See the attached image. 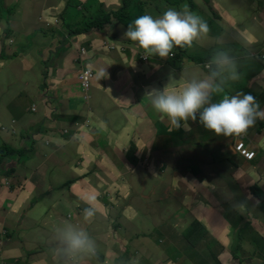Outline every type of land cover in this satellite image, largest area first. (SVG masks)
Returning a JSON list of instances; mask_svg holds the SVG:
<instances>
[{"label":"crops","instance_id":"0c3cea01","mask_svg":"<svg viewBox=\"0 0 264 264\" xmlns=\"http://www.w3.org/2000/svg\"><path fill=\"white\" fill-rule=\"evenodd\" d=\"M2 1L6 8L11 9L8 15L13 20V26H9L12 33L7 37L3 33L0 42L6 46L5 41L9 38L14 50L11 54H7L6 50L0 51V57L2 55L5 60L15 57L22 70L27 69L33 59L30 48L21 49L20 44L25 40L29 42L32 34L35 35V40H40L46 32V27L44 28L39 17L46 18L50 14L49 20H59L64 24V17L74 23L81 19L84 8L94 9L91 6L92 0ZM97 1L98 6L104 9H116L122 4V0ZM139 2L141 7L154 6L152 0ZM243 2L246 3L245 8ZM189 4L188 8L193 13L207 21L210 28L207 37L214 39V42L203 46V38L195 41L191 48L186 47L181 58L165 59L148 55L142 59L144 50L137 46V42L129 39L127 42L122 41L124 50L105 45L102 51L90 52L92 45H101L97 43L98 40L111 38L123 30L122 28L109 32L105 29L94 30L93 32H98L97 35L82 33L79 36L73 35L72 40H69L65 51L69 50L70 60L65 64L66 68H63L61 61L58 65L63 71V76H74L78 65L84 62H87L84 65L92 63L95 86L88 90L87 101H81L79 97V104L73 105L66 111L67 114L55 116L54 119L61 121H49L43 130L53 135L47 140V144L54 143L52 154H48L47 160L54 171L68 170L64 162L69 158V162L80 161L78 166L73 165L72 168L85 176L65 184L71 186L70 192L65 188L59 195L52 193L49 199L44 193H40L32 204L37 208L31 209L30 199H26L29 191H26L27 181L22 182L17 191H13L8 179L14 171L8 177H3L4 180H0V228L7 232L0 231V264H86L88 257L70 258L61 252L62 245L55 231L57 229L46 231L44 226H39L36 222L46 221L50 208L64 211L74 208L77 212L78 206L82 205L106 210V204H109L110 200L107 198L104 203L102 196L106 194L109 182H124L127 189V180H135L133 184L140 186L142 198L152 202L157 217L155 228L169 229L166 243H162L161 238L160 243L154 242L152 256L148 248L152 242L146 238L148 245L143 251L148 264L262 263L263 254L259 249L264 247V215L258 210V202L250 195L249 188L256 185L264 191V118H257L244 134L246 145L256 153L252 161H245L231 150L234 143L232 139L236 136H216L214 132L205 129L198 119L189 121L180 129L174 128L166 117H158L155 121L147 93L153 88L162 90L166 85L169 90L179 89L185 80L193 76L203 78L208 74V69L203 68L201 62L209 61L207 56L211 52L226 48L237 58L241 75L238 81L229 82L225 86L223 95L250 93L256 97L261 110H264V59L252 58L254 55H264V0H190ZM166 10L165 7L164 11ZM23 26L25 29H22ZM58 34L53 37H56L55 41L59 38ZM78 40L80 44L75 46ZM83 46L86 52L79 57V49ZM64 48L62 47L59 53L55 49V55L62 53ZM197 57L206 59L198 61ZM102 68L106 69L108 76L98 80V73ZM39 73L42 80L44 76L47 77L45 69H41ZM71 82L75 81L72 78L67 81ZM41 87H44L43 83ZM68 95L71 100L76 98L71 96V93ZM221 98L222 95L214 94L212 99L213 102H218ZM29 103L28 92L19 89L6 104L14 119L27 123L26 130L21 132L22 138L29 137L28 131L38 123L29 121L26 112ZM58 103L60 107L63 106L62 99H58ZM80 120L83 126L79 123ZM159 120L164 125L159 124ZM154 124L159 128L155 129ZM56 125L65 127L66 133L54 130ZM158 135L160 137L156 141ZM96 139H100L102 143L96 144ZM56 143L61 144L62 149V144H65V150H60ZM157 143L159 145L156 147ZM2 145H6L12 153L2 159L0 166L7 162L6 167L11 166L14 170L21 168L22 145L19 140L9 142L7 138H0V147ZM172 151L214 154L212 160L217 159L218 162L211 167L206 159L198 157L193 158L191 162L173 159L166 172V180L143 178L146 174H153L160 169ZM189 166H194L196 172L191 171L193 174H189ZM104 168L119 170V173L113 174L114 180H103L99 169ZM90 169L97 170V176L93 173L88 175ZM185 175L191 180H184ZM254 175L256 179H253ZM197 176L201 178L199 181L195 179ZM71 177H74L73 174ZM53 180L44 181V191L49 190L52 185L56 189L62 187L64 179ZM100 184L103 185L104 193L98 197L97 205L91 202V198L80 195ZM162 186H165V190ZM123 194L124 191L119 196ZM41 199L45 201L44 205L39 207ZM133 212L138 215L135 204ZM24 218L28 221L25 229L20 231L21 235H15L14 231ZM89 223L87 222L86 227ZM119 231L120 237L126 233L123 229ZM184 233H188L187 239L182 236ZM95 235L93 230L91 236ZM43 238H47L49 246H54L53 251H30L25 255L20 244L15 241L22 242L21 239H24L29 247H32L34 243L39 246L35 240ZM97 245L99 247L100 243ZM132 246H139V243ZM132 246L125 249L120 244V250H124L121 259L120 256L115 259L118 255H111L113 260L102 261L105 264H126L136 260L141 264L143 253L141 255ZM96 262L97 260L94 264ZM91 263L92 261L87 264Z\"/></svg>","mask_w":264,"mask_h":264},{"label":"rangeland","instance_id":"374dc122","mask_svg":"<svg viewBox=\"0 0 264 264\" xmlns=\"http://www.w3.org/2000/svg\"><path fill=\"white\" fill-rule=\"evenodd\" d=\"M144 1L148 2L149 0ZM168 1L169 3H166L165 0H152L154 6H149V8L141 7L139 11H146V9L151 11L156 9L160 10L164 6L167 9L175 8L176 10H182L184 6H187L188 4V0ZM243 3L245 8L246 3ZM175 4H179L177 8L174 7ZM91 6L94 9L95 7H101L98 6L97 0H92ZM29 13L33 15L30 11ZM161 15L162 14H157L153 17H159ZM7 16L9 20L0 19V37L2 36L4 30L7 28V25L13 26V20L10 19L11 17L9 15ZM49 18L50 14L46 18L43 16L39 17V20L43 22L44 28L46 27V32L43 34L42 39L35 40V35L32 34L30 36L31 38L29 42L25 40L20 44L21 49L30 48V55L33 60L30 61V65L29 67H27V69L22 70L19 61L15 57L7 60L2 59V55L0 57V138H7V141L9 142L12 140H19L20 144L22 145V151L20 154V158L22 160L21 168L14 170L11 166L6 167L7 162H3V164L0 166V180H4L3 177H8L14 171L8 179L10 180V188L13 191H17L20 184H22V182L24 181H27L26 191H29L26 199H30V209L37 208L32 206L33 200L40 193L45 192L44 181H54L53 179L55 178L67 180L72 174L74 177L80 174V172L72 168L73 165L78 166L80 164V161L75 160L69 162V158H66L64 162V165L68 170L59 172L54 171L52 165H50V161L47 160V156L48 154H52L51 148L54 146L53 142H48L47 144V140H49L53 135L50 133H46L43 128L48 125L49 121L55 123L61 121L59 119H54L55 116L58 114H67L66 111H69L73 105L77 106L79 104V97L81 101H87L88 95H86V92H88V90L90 91L92 89V86H95L93 81L95 72L92 63L84 65L85 63H87L84 62L83 64L78 65L76 71L74 72V76L71 77L63 76V71L61 68H59L58 65L59 61H61V63L63 64V68H66L65 64L70 60V57L68 54L69 50H65L67 49L69 40H72L73 35L79 36V34L83 33L92 36L97 35L98 32H93L94 30L87 32H76V28L73 27V29L70 25L62 24L59 20H49ZM64 26L68 29H65ZM117 28H122L123 30L119 31L111 38L98 40L97 43L101 45H92L94 48H92L90 52L96 53V51H102L103 49H105V45L109 46L110 48L120 50V48L124 46L122 41L127 42L128 40H126V37L123 36L125 27L119 26ZM22 29H25V27L23 26ZM38 33H40V31H38ZM56 33H59L57 35L59 36L57 41H55L56 37L53 38ZM226 35L227 33L224 34V36ZM213 42L214 39L210 37H204L201 41L203 46H208ZM5 44L6 46H4L0 42V51L6 50L7 54H11L14 50V45L10 42L9 38L6 39ZM79 44L80 40H78L75 46ZM3 47L4 50L2 49ZM62 47H65L62 53L55 55V49H57L59 53L61 52ZM79 52H81L80 49ZM42 63H44V65ZM207 63L208 61L206 62L205 66L207 65ZM82 67L89 68L92 71V77L89 80L88 88H83L79 82L78 75ZM41 69H45L47 71V77L44 76L43 80L39 73ZM71 78L75 82L67 83V81H69ZM42 83L44 84L43 88L41 87ZM19 89H24L28 92V99L30 100V103L27 105L26 112L29 115V121H38V123L30 131H28L29 137L26 138L21 137V132L26 130L27 123H25L23 120L14 119L8 112L6 106L7 102ZM69 93H71V96L76 98L74 100H71L70 96L68 95ZM59 96L62 97L59 98ZM58 99H62V107L59 106ZM30 109L33 111H31ZM151 111L155 121L158 117H164L161 114L157 113L153 108H151ZM161 120H159L158 123L164 125ZM79 123H81V125L83 126V122L81 120L79 121ZM154 127L155 129L159 128V126L156 124H154ZM64 128L65 127L56 125L54 130H56L58 133H62L64 131ZM159 137L160 135H158L156 141L159 140ZM45 143L47 145H45ZM95 143L101 144L102 141L100 139H96ZM43 145H45V147L42 149ZM158 145L159 143H157L156 147ZM56 146H59L60 150L62 149L61 144L56 143ZM62 147V151H64L65 144H62ZM213 155L214 154L203 155L189 152L180 153L172 151L171 153L169 152L168 158H166L164 165L160 169H158L153 174H146L143 178L147 177L155 178L156 180H166L165 175L169 167L172 165L173 159L175 161L191 162L193 158L198 157L206 159L211 164V167H213L218 162L217 159L212 160ZM187 171L189 174H193L192 172H194L192 166L187 167ZM95 172H97V170L90 169L88 170L87 174L91 175L93 173L95 174V176H97V173ZM114 173L118 174L119 170H99V175L101 176V178H103V180H114ZM252 177L253 179L257 178L256 175ZM183 178L184 180H188L189 177L185 175ZM189 179L191 180V178ZM195 179L199 181L201 178L197 176ZM211 180L212 178L209 179V181ZM134 181L135 180H127V189L124 182H120L121 184H117L114 181H110L106 187V194H104V196H102V194L104 193L102 184H100L97 188H90L88 189V191L80 193L82 197L91 198V202L94 205H97L98 197L101 196L104 203H106L108 199L110 200V203L106 204V210L96 209V215L93 218L92 225L96 235L93 238L96 240L97 244L100 243V245L98 247L99 250L97 251L96 257H88L87 263L92 261V264H94V262L97 260L96 264H105L102 260H113L111 259V255H118L115 257V259H118L119 256V259H121L123 257L124 250H120V244H122L123 247L127 249L128 246L139 243L140 247L132 246V248H135L141 255L143 253L140 260L141 264H148L146 262L143 251V248L148 245V241L146 240V238H148L152 242L148 245L150 256L153 255L151 250L154 242L160 243L159 239L161 238L162 243H166L169 229L164 227L155 228L157 217L154 206L150 200H145L142 198L141 188L138 184H133ZM67 186L68 185H65L60 189H56L54 185H52L51 187L49 186V190L51 189V192L47 194V199L51 197V193H56L58 195L61 194V192L65 188H67ZM162 187L165 190V186ZM122 191H124V197L119 196ZM44 201V199H41L38 206L42 207L44 205ZM133 204H135L138 215L133 212ZM84 208L85 207H83L82 205H79L77 212H75V210L72 208L69 209V212L67 210L64 211L63 209L50 208L49 212L46 215V221L36 222V224L39 226H44L46 231L58 229L66 222H71L85 228L87 222H85L83 219ZM27 222L28 221H26V219L24 218L22 223H20L18 225V228L14 231V234L17 235L20 234V231L23 232L27 225ZM119 229H123L126 231V233H123V236L121 237L118 235V233H120ZM1 230L5 231L2 227L0 228V231ZM15 241L17 244H20L22 252L25 255L30 251L37 252L42 250L43 252H46L54 250L53 245L49 246V244H47V238L35 240L39 244V246L35 245L34 243L32 247H29L24 239H21L22 242H19L18 240ZM100 253L102 255H100ZM148 262L150 263L149 260Z\"/></svg>","mask_w":264,"mask_h":264},{"label":"clouds","instance_id":"9594fccd","mask_svg":"<svg viewBox=\"0 0 264 264\" xmlns=\"http://www.w3.org/2000/svg\"><path fill=\"white\" fill-rule=\"evenodd\" d=\"M174 7L177 8L178 5L175 4ZM188 7L190 8L189 0L187 6L185 5L182 10L168 8L164 11L165 6L160 10H142L132 23H129L127 27L124 26L126 31H124L123 36L130 41L137 42V46L145 51L141 55L142 59L148 55L165 59L181 58L184 56L180 54L182 50H186V47L191 48L195 41L207 37L210 32L207 21L193 13ZM161 13H163L161 16L153 17ZM124 49V46L120 48V50ZM80 50L84 52L79 54V57H82L86 52L85 46L81 47ZM261 55L263 57H259L264 59V55ZM252 58H257V56L254 55ZM206 62H201V66L208 69L206 76L203 78L193 76L185 80L179 89L169 90L168 85L162 90L153 88L147 93L150 103L153 109L166 117L176 129L187 125L189 121H197L198 119V122L205 129L214 132L216 136H236L232 139L234 140L231 147L232 152L245 161H252L256 153L246 145L247 140L244 134L257 118H264V110H261L256 97L250 93L223 95L225 86L229 82L238 81L241 75L238 60L229 49H217L205 66ZM107 76L106 69L102 68L99 70L97 79L100 80ZM170 79L174 80L171 77ZM214 94L222 95V98L218 102H213ZM238 144H242L243 149L253 153L250 160L245 159L236 150ZM84 176L85 174L76 177L70 176L67 180L64 179L62 187L66 183L81 179ZM70 191L71 189H69ZM95 215L96 209L94 207L88 206L83 209L85 222H90ZM56 235L60 245H62L61 252L68 257L76 259L96 257L97 242L86 228L66 222L57 229ZM259 251L263 254L261 264H264V247H260ZM126 264H138V262L133 260Z\"/></svg>","mask_w":264,"mask_h":264},{"label":"trees","instance_id":"16d2710c","mask_svg":"<svg viewBox=\"0 0 264 264\" xmlns=\"http://www.w3.org/2000/svg\"><path fill=\"white\" fill-rule=\"evenodd\" d=\"M190 1V0H189ZM141 3L139 0H122V5L119 8L116 9H104L102 7H97L95 9H89L84 8L83 9V16L78 22H70L69 20L62 17V21L65 25H70L71 28H76V32H87L91 30H103L105 29L106 32L109 30L112 31L116 29L119 26H128L129 23H132L134 18L140 13ZM179 5V4H177ZM190 5V4H189ZM11 12V9H8L5 7L2 0H0V19L1 18H7L8 14ZM65 29H68L64 26ZM73 28V29H74ZM5 34V37L9 36L12 31L9 27L5 29L3 32ZM4 50V47L2 48ZM185 50H182L180 52L181 55H184ZM214 52H211L207 58L210 60ZM177 57V56H176ZM198 61L205 60L206 58L203 57H197ZM255 59H261L260 57H257ZM12 153V150L7 148L6 145H2L0 147V164L2 162V159L8 154ZM193 171L196 172V168L192 166ZM69 185V184H67ZM65 186V185H63ZM70 185L67 187V189H70ZM51 192L50 190H46L44 192V195L47 196ZM249 193L251 196L255 197V199L258 201V209L259 211L264 215V191L259 188L256 185H253L249 188ZM52 194V193H51ZM50 194V195H51ZM125 195L123 194L122 197ZM74 209V208H73ZM75 210V209H74ZM98 210H103L102 208H99ZM69 212V211H68ZM76 212V211H75ZM93 219L90 221L89 226L85 227L89 233H93ZM52 228V227H51ZM182 236L187 239L188 233L182 234ZM133 261V260H132ZM92 264V263H91Z\"/></svg>","mask_w":264,"mask_h":264},{"label":"built area","instance_id":"2783aa9c","mask_svg":"<svg viewBox=\"0 0 264 264\" xmlns=\"http://www.w3.org/2000/svg\"><path fill=\"white\" fill-rule=\"evenodd\" d=\"M82 53L83 50H81ZM80 52V54H81ZM79 82L83 88H88L89 80L92 77V71L89 68L82 67L79 72ZM236 150L240 153L241 156H243L245 159L250 160L253 157V153L251 151H247L243 149L242 144H238L236 146Z\"/></svg>","mask_w":264,"mask_h":264}]
</instances>
